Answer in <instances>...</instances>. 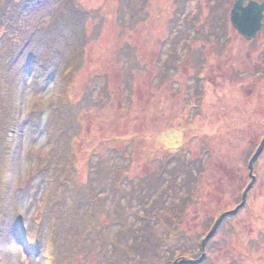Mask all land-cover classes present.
I'll list each match as a JSON object with an SVG mask.
<instances>
[{"label": "rangeland", "instance_id": "374dc122", "mask_svg": "<svg viewBox=\"0 0 264 264\" xmlns=\"http://www.w3.org/2000/svg\"><path fill=\"white\" fill-rule=\"evenodd\" d=\"M236 1L0 0L14 20L0 46V264H108L117 237L132 244L139 216L157 220L148 264H253L247 232L264 227V152L246 205L201 247L218 216L241 204L264 140V28L241 37ZM69 4L82 8L80 23L66 17ZM61 146L75 151L72 201L51 180ZM178 157L201 173V202ZM95 215L110 219L102 234L89 228ZM170 226L184 239L169 243L170 234L166 247L158 238Z\"/></svg>", "mask_w": 264, "mask_h": 264}, {"label": "trees", "instance_id": "16d2710c", "mask_svg": "<svg viewBox=\"0 0 264 264\" xmlns=\"http://www.w3.org/2000/svg\"><path fill=\"white\" fill-rule=\"evenodd\" d=\"M71 6L72 5L69 4L65 7V10L66 11L68 10V12H65L66 17L70 18V21H72L71 20L72 18L75 19L76 22H74V23H78V22L80 23L81 19H83L85 17V14L83 13L82 8H79L77 6L70 8ZM14 17H15V15L13 16V18ZM13 21L14 20H12V17H11V19H7L5 14H4V10L2 8H0V46L4 47V45L6 43L11 42L10 40H12V35H11L10 31H12ZM74 23H72V24H74ZM9 32H10V34H9ZM6 35L9 36L8 39H6V37H5ZM0 58H1V56H0ZM3 59L5 60V56ZM2 63H3V65L2 64L0 65V76L4 73V71L6 70V66H7L6 60H5V63L4 62H2ZM69 81L70 82L67 83L66 85H64V87H63L64 96L62 99H64V100L67 99V97H68L67 93L70 90L72 91V89H73L72 88L73 80L71 78H69ZM67 89H68V92H67ZM64 103L62 105L60 104L58 106L57 114L61 110H63V111L66 110L67 104L64 105ZM59 121L64 122V119L59 120ZM62 135L63 136L65 135L64 131H62V130L57 131L56 137L62 138ZM74 137H78V136H75V134H74ZM203 140H204L203 147H200V149L202 151V156L211 155V153H212V151H211L212 140H207V139H203ZM56 151H57L58 156H60L61 160L63 161L64 165H62V167L58 166L59 170H58V172H55V174H57V175H54V177H51V180L53 181V183H56V184L62 186V188H64L63 193H62L63 201L65 200V198L66 199L68 198L72 201V200H74L73 196L78 194L79 190H80L79 184L77 183V180H75V172L77 170L76 165H75V157H76L75 151H74L73 146L69 150L65 149L63 146H61V148L57 147ZM191 151H193V150H191ZM184 153H185V151H184ZM186 153H189L190 156H192L191 159H193V157L196 156L194 153H191V152H186ZM178 160H179V166L178 167L180 170H182V172L185 170L183 168H188V166L191 167V169H189V171H188L187 180L185 179L186 180L185 186L187 188H189L188 189L189 192H192V191H194L193 188L196 187V185H197V187L195 189L197 191V196L195 195L193 200H196V202H198V201L201 202L203 200V197H204L203 193L201 192V189L199 188L201 186L200 185L201 173H199V172L196 173L195 171H193V166H192L191 160L190 161H187V159L181 160L179 157H178ZM177 163H178V161H177ZM198 174H199V176H197ZM127 177H128V179H131V178H129V174H127ZM196 181H197V184H196ZM117 185L118 184H115V186H117ZM117 191H118V189H117ZM198 192H201V193L198 194ZM198 195H200V196H198ZM138 205L140 207H143L144 206L143 200H141V202L138 201ZM176 205L178 207H180L181 201L179 202V204H176ZM123 209L125 210L126 207H124ZM123 212H125V211H123ZM124 215H123V218H124ZM94 217H96V218L94 219V221L91 222V226L89 228L93 229L95 232H97L99 234H102V232L106 229V227H108V225H109L108 223H110V219L107 216L105 217V216H101V215L100 216L95 215ZM138 221L141 222V225H140L139 230L137 232V234H139V235L136 234L135 236L132 237V244L130 246H128L127 248H124V246H123V248H122L121 244H117V242L119 243L121 240L120 236L117 237L116 241L112 242V246H113L112 250L113 251L110 254L111 256L108 260V264H124L123 261L128 260V259H126L127 258L126 255L128 253H130L132 255L135 254L134 258L136 260V261L129 260V263H131V264H135V263H137V264H148L147 262H149L150 259H148L146 261L147 250H149L150 245L151 246L156 245L155 240H153V243L150 241V238H149L150 230L153 231V229L156 228L157 220H155L152 223H149L145 218L143 219L142 216H139ZM87 222H89V221H87ZM119 224L121 225L120 233L121 234H125V233L127 234L128 233L127 230L129 229L130 225L123 222L122 220ZM171 230H172V232H171ZM175 232H176L175 227L170 226V228L167 231L162 232V234L160 235L161 238H158V240L160 241V243L162 242L167 247V241L169 239L170 234L172 237L169 239V243H170V240L172 238H175V237L176 238L173 241L179 240L178 242H180L181 239L182 240L184 239V235L182 234L181 230H178V233H179L178 235H175ZM151 237H152V234H151ZM116 244H117V246H116ZM120 249H121V251H119ZM132 255H130V256H132ZM157 256H158L157 252H155V256H153L151 259H153Z\"/></svg>", "mask_w": 264, "mask_h": 264}, {"label": "water", "instance_id": "95a60500", "mask_svg": "<svg viewBox=\"0 0 264 264\" xmlns=\"http://www.w3.org/2000/svg\"><path fill=\"white\" fill-rule=\"evenodd\" d=\"M263 21H264V2L260 3V2L252 0L248 2L247 5L245 4V0H237L235 2L232 12H231V23L234 29L238 32V34L241 37L245 38L247 41L255 40L263 29ZM263 150H264V140L262 141L255 155L250 161L249 166H250L252 181L244 192L243 202L232 213H236L240 208L244 206L247 194L249 190L252 188L254 181H255V177L253 174L254 162L262 154ZM224 216L225 215H223L217 221L213 230L209 233L207 238L204 240L203 247H205L206 242L213 236V234L217 230Z\"/></svg>", "mask_w": 264, "mask_h": 264}, {"label": "flooded vegetation", "instance_id": "af4514ba", "mask_svg": "<svg viewBox=\"0 0 264 264\" xmlns=\"http://www.w3.org/2000/svg\"><path fill=\"white\" fill-rule=\"evenodd\" d=\"M248 3L245 1V4ZM263 24H264V21H263ZM264 28V26H263ZM263 30V29H262ZM243 209V208H242ZM241 209V210H242ZM240 210V211H241ZM237 214V213H236ZM234 214V215H236ZM232 215H229L227 217H231ZM238 216V214H237ZM249 220H251V217H249ZM246 223V220L245 219H241L239 223V226H238V229H239V235L242 236V237H246L245 234L247 232L246 230V224L242 223L244 222ZM237 223V224H238ZM248 223V222H247ZM241 224V225H240ZM213 227V226H212ZM234 227H236V224H234ZM240 229H244L245 231L243 230H240ZM255 231V232H258V234L256 236H252V232ZM244 232V233H243ZM249 233L248 237H247V242L249 244V247H250V252L248 253V258L250 257V260L252 259L253 261V264H262V262L264 261V227H262V224H254L251 228H250V231L247 232ZM252 237H254V239L252 240ZM245 246V245H244ZM202 247V246H201ZM202 250H203V247H202ZM204 252V250H203ZM237 254V253H235ZM247 256H243V255H239V260H240V263H249L248 262V258H246ZM235 260V258H234ZM233 260V261H234Z\"/></svg>", "mask_w": 264, "mask_h": 264}]
</instances>
